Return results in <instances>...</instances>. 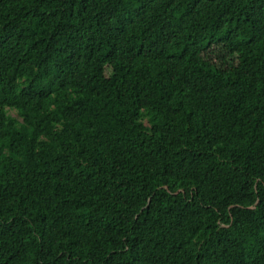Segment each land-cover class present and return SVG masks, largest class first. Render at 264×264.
Here are the masks:
<instances>
[{
    "label": "trees",
    "instance_id": "16d2710c",
    "mask_svg": "<svg viewBox=\"0 0 264 264\" xmlns=\"http://www.w3.org/2000/svg\"><path fill=\"white\" fill-rule=\"evenodd\" d=\"M0 264H264V0H0Z\"/></svg>",
    "mask_w": 264,
    "mask_h": 264
},
{
    "label": "rangeland",
    "instance_id": "374dc122",
    "mask_svg": "<svg viewBox=\"0 0 264 264\" xmlns=\"http://www.w3.org/2000/svg\"><path fill=\"white\" fill-rule=\"evenodd\" d=\"M223 56L231 63V64H236L237 63V58L236 56H232L227 53H223ZM9 114L17 118V113L14 110H9Z\"/></svg>",
    "mask_w": 264,
    "mask_h": 264
}]
</instances>
